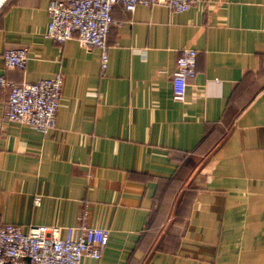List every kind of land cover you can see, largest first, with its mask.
Returning a JSON list of instances; mask_svg holds the SVG:
<instances>
[{
    "label": "crops",
    "instance_id": "obj_1",
    "mask_svg": "<svg viewBox=\"0 0 264 264\" xmlns=\"http://www.w3.org/2000/svg\"><path fill=\"white\" fill-rule=\"evenodd\" d=\"M48 3L0 10V75L62 76L55 129L1 123L0 224L108 229L82 264H264V0L115 3L105 70L98 48L46 37ZM10 47L27 49L23 70L4 65ZM185 47L195 73L175 101Z\"/></svg>",
    "mask_w": 264,
    "mask_h": 264
},
{
    "label": "built area",
    "instance_id": "obj_2",
    "mask_svg": "<svg viewBox=\"0 0 264 264\" xmlns=\"http://www.w3.org/2000/svg\"><path fill=\"white\" fill-rule=\"evenodd\" d=\"M8 0H0V10ZM196 0H49V21L46 37L63 43L75 36L84 48L99 50L100 68L108 63L107 34L115 25L111 16L113 4L120 3L126 11L136 6L162 5L173 12H184ZM197 52L193 48L177 51L171 76L172 96L183 101L188 80L194 76ZM4 65L23 70L27 61L25 47L6 48ZM8 86L3 120L25 124L47 134L56 127V114L61 101L62 76L20 85L7 82L0 75V88ZM79 216L77 226L29 225L26 231L19 226L0 224V264H82L83 257L99 260L108 241L109 230L90 227ZM63 233V235H62Z\"/></svg>",
    "mask_w": 264,
    "mask_h": 264
},
{
    "label": "trees",
    "instance_id": "obj_3",
    "mask_svg": "<svg viewBox=\"0 0 264 264\" xmlns=\"http://www.w3.org/2000/svg\"><path fill=\"white\" fill-rule=\"evenodd\" d=\"M222 135H224V134L222 133Z\"/></svg>",
    "mask_w": 264,
    "mask_h": 264
}]
</instances>
